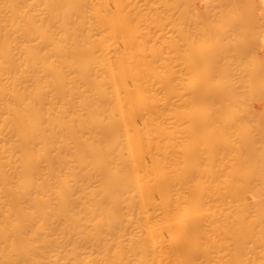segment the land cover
I'll use <instances>...</instances> for the list:
<instances>
[{"label":"bare ground","instance_id":"6f19581e","mask_svg":"<svg viewBox=\"0 0 264 264\" xmlns=\"http://www.w3.org/2000/svg\"><path fill=\"white\" fill-rule=\"evenodd\" d=\"M0 264H264V0H0Z\"/></svg>","mask_w":264,"mask_h":264},{"label":"rangeland","instance_id":"374dc122","mask_svg":"<svg viewBox=\"0 0 264 264\" xmlns=\"http://www.w3.org/2000/svg\"><path fill=\"white\" fill-rule=\"evenodd\" d=\"M126 2L138 3V4H161L164 2H171L172 0H125Z\"/></svg>","mask_w":264,"mask_h":264}]
</instances>
